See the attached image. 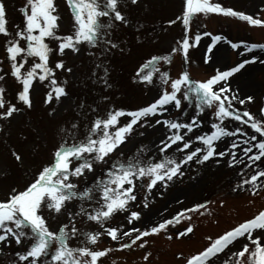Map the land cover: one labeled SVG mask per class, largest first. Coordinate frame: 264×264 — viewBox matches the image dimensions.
<instances>
[{"label":"rangeland","instance_id":"374dc122","mask_svg":"<svg viewBox=\"0 0 264 264\" xmlns=\"http://www.w3.org/2000/svg\"><path fill=\"white\" fill-rule=\"evenodd\" d=\"M55 15H57L56 32L58 35L70 34L73 30V14L68 0H53ZM211 3H219L223 7H231L245 14L264 19V0H209ZM6 7V27L9 37L0 35V87L4 88L3 99L5 108L9 103L15 105L10 117H0V201H5L13 192H20L34 181L38 172L48 165L53 159V151L67 133L62 129L70 128L71 123L77 125L78 135L76 139L87 135L90 123L100 118H106L107 113L113 109H125L128 111L143 107L151 103L161 91L170 90V80L161 83L154 73L151 83L140 81L137 77V68L152 56H169V62L157 61L156 67L169 73L171 78H176L181 71H186L193 80H206L217 70H226L243 59L255 55L259 60H264V49H252L244 52L246 43L264 44V26L249 25L238 17L226 16L217 13H197L190 21V46L187 49V63L182 53H172L171 48L177 46V42L185 35L183 24L179 21L168 24V20H175L182 11L183 0H137L131 5L129 0H121L120 8L128 18L127 25H120L113 29V39L119 46L104 55H97L99 48H90L86 44H80L78 50L73 52L65 49L63 53L56 51L57 41L47 38L46 43L52 51L49 53L48 63L55 66L57 60L64 62V69H54V75L58 82L64 84L66 95L59 99L53 98L49 104L44 103L46 82L35 80L30 88L31 107L23 105L16 97L17 91L22 85L10 75V62L7 60L5 49L6 39L14 36L15 31L24 23L21 9L27 4V0H3ZM30 10V9H29ZM107 18L101 17V20ZM196 33H209L202 35L199 41L191 39ZM219 35L223 39L213 44L208 52V60L205 62V52L212 43V36ZM228 41L238 44L233 49ZM18 42L24 46L22 39ZM32 57L26 58L25 67L33 62ZM106 61L101 68L97 64ZM102 69H106L103 72ZM39 71V70H37ZM103 75L107 86L99 82L97 77ZM227 83L230 87L229 96L243 99L252 96L251 101L241 105L237 100H229L232 110H248L253 117L264 119L259 111L264 106V63L251 62L244 65L236 73H233ZM179 95V94H178ZM168 111L161 115L165 119L177 120L181 123L190 119L195 112L192 100L182 101L181 109L175 106H167ZM214 107H206L199 114L202 123L192 129L180 131L188 138L192 135L207 134L211 124L217 122L213 113ZM161 115L147 117L152 126L139 122L141 126H133V131L107 157L103 165L94 166L92 171L85 170L81 176H71L70 181L78 188L92 185L94 179L103 176L106 167H111L113 162L138 160L142 164L160 162L166 156L172 159L182 158L183 153L178 152L173 145L164 152L160 151V141L169 135V130L163 124L152 123L160 119ZM130 119L122 115L117 118V126L123 125ZM247 119V118H244ZM221 125L234 131L235 127L244 129V133L236 136H222L214 141V151H223L231 143H236L237 148L231 149L237 163L229 164L230 153L225 156H212L207 161L197 163L196 159L181 166L184 175L175 176L167 184L157 182L153 188L148 189L146 184L148 177L133 180L136 199L129 201L128 211H138L140 216L128 223L127 213H116L106 225L101 226L94 221L77 218V227L82 232L101 231L103 234L97 238L94 244H89L83 236L70 238L68 244L71 247L88 246L93 250L110 249L108 253L100 257L98 264H184L186 258L201 251L206 247L210 239H214L224 231L235 227L238 223L256 215L264 210V178H257V191H251L247 181L252 172L261 165L259 161L255 165H249L247 169L243 164L247 163L243 148H251L255 141L244 143L250 135H257L248 124L225 118L219 121ZM112 126L110 131H114ZM240 138L237 139L236 137ZM179 142H177L178 144ZM203 147L202 142L193 141L190 148ZM187 151V150H185ZM13 152L20 156L17 160ZM251 155V153H248ZM199 155V154H198ZM243 162V163H241ZM255 183V182H254ZM98 200L99 193H93ZM95 207V200L91 202ZM145 204L147 207H145ZM201 207L192 211L193 205ZM81 206L79 199L69 201L68 209L76 210ZM87 207V202L83 205ZM187 209L188 211H183ZM177 212H182L177 217L178 223L166 226L157 234H149L140 241L130 244L126 249H118L116 241L106 235L107 226L119 227L123 230L134 227L144 230L163 219H169ZM45 217L47 226L51 231H57L61 223L66 222L65 215L50 216L45 208L40 210ZM189 224L192 231L176 236ZM255 230L253 235H261ZM171 237V238H169ZM146 245L141 248L143 241ZM121 242H128L122 240ZM247 242L243 238L234 241L225 252L212 258L211 264H235L234 258L228 257L238 251ZM30 241H24L18 245L13 240L9 244L0 243V264H26L18 260V254L23 252ZM253 245L250 244V247ZM53 247L55 245L53 244ZM179 253L180 255H177ZM145 255L147 258H145ZM246 260V257L242 258Z\"/></svg>","mask_w":264,"mask_h":264},{"label":"snow or ice","instance_id":"6c2138e0","mask_svg":"<svg viewBox=\"0 0 264 264\" xmlns=\"http://www.w3.org/2000/svg\"><path fill=\"white\" fill-rule=\"evenodd\" d=\"M129 2L135 5L137 0H129ZM68 4L73 14V30L70 34H57V15L54 14L53 0H27L26 6L21 9L24 18L23 26L15 31L14 36L5 41L4 51L10 62V75L22 85L16 97L25 106L31 107L30 88L37 79L46 82L45 104H49L53 98L59 99L67 94L64 84L58 82L54 75V69L65 71H70V69H64V62L61 60L55 62L54 68L49 66V53L52 49L46 43L45 38L58 42L56 51L59 53H63L65 49L75 52L80 44H86L90 48H99L97 55H104L119 46L113 39V29L121 24L129 23L120 8L121 0H68ZM197 13L223 14L238 17L249 25L264 26V19L259 18L258 15L254 17L231 7H223L219 3H211L209 0H183L180 15L176 16L175 20H168L167 23L173 24L179 21L184 26L185 35L177 42L176 47L171 48V52L182 53L185 63H187V49L194 46V44L190 45V21ZM101 17L107 19L101 20ZM6 24V7L3 0H0V35L7 38L9 32ZM202 35L210 34L196 33L191 39L198 42ZM20 39L25 41L24 46L18 42ZM221 39L223 37L219 35L212 36V43L208 45L205 52V62L209 58L208 52L212 50L213 44ZM228 43L233 49L238 48L237 43L232 41ZM239 44L244 45L243 50L246 53L251 52L252 49H264V44L246 43L245 41H240ZM27 57L34 59L31 65L23 70ZM157 61L168 63L169 56L150 57L137 68V77L140 81L151 83L154 73L158 72L156 79L161 83L170 80V90L161 91L157 98L143 107L131 111L125 109L109 111L106 118L98 117L92 121L87 135L80 139H76L77 125L71 123L70 128L62 129L67 134L54 148L53 159L38 172L34 181L25 190L18 193L13 192L7 200L0 201V243L9 244L14 240L20 245L24 241H30L23 252L18 254L19 261H24L26 264H98L99 258L108 253L110 249L93 250L88 246L71 247L68 244L70 238L79 236H83L87 243L94 244L103 234L101 231L82 232L77 227V218L80 217L81 222L89 220L104 226L116 213L124 211L127 213L128 223L131 224L140 216L138 211H128L129 201L136 199L133 180L148 177L146 184L148 189L153 188L158 181L167 184L175 176H183L181 166L194 158L197 163H201L214 155L223 157L225 153H230L229 164L237 163L234 154L231 153V149L237 148L236 143L229 144L223 151H214L213 142L220 137L244 133L241 127H235L234 131H230L218 123L224 121L225 118L248 124L250 129L259 134V137L250 135L244 140L245 144L249 141H255V143L251 148H243L247 163L243 164L241 171L247 169L249 165H255L256 161L264 165V119L253 117L246 109L242 115L239 111L232 110V104L228 101L237 100L238 97L227 94L230 92L227 79L233 73L248 63L257 61L264 63V60H259L257 56L252 55L226 70H217L215 74L203 81L191 79L186 71H181L176 78H171L168 72L156 67ZM104 63L106 61H101L97 64V68H101ZM102 71L107 70L102 69ZM4 75L8 73L0 75V79H3ZM97 79L107 86L103 75L98 76ZM4 91V88L0 87V117H10L18 109L11 103L5 108ZM252 99V96H245L243 99H238V103L243 105ZM189 100L193 101L195 112L185 122L165 119L161 115L168 111L167 106L181 109L182 101ZM206 107L215 108L213 117L217 122L211 124L212 131L185 138L180 130L185 129L191 133L193 128L202 123L199 114L204 112ZM259 111L264 117V106L260 107ZM125 114L130 119L123 125L117 126V118ZM157 115H161V118L152 123L163 124L169 130V135L160 141L162 145L160 151L164 152L176 145L178 152L183 153L182 158L172 159L166 156L162 161L150 164H142L138 160L113 162L111 167L105 168L102 178H95L92 185L78 188L70 181L71 176H81L85 170L92 171L94 166L103 165L108 155L121 144L127 134L133 131L134 125L139 127L141 126L139 122H142L152 126L146 118ZM112 126H115L114 131H110ZM193 141L202 142L203 147L190 148ZM13 156L17 160L20 159L15 152ZM258 177L264 178V167L252 172L248 180L243 182L250 185L251 191L256 192ZM260 187L264 189V184H260ZM93 193H99L100 198L96 200ZM77 199L81 201V206L76 210L68 209V202ZM93 200H95V207L91 203ZM86 202L87 207H84ZM145 207H147L146 204ZM200 207L201 205L196 204L191 210L195 211ZM45 208L50 216L65 215L66 222L61 223L57 231L49 230L45 217L40 214V210ZM181 215L182 212H177L169 219H163L144 230L134 227L123 230V225H120L119 227L107 226L105 232L111 240L117 242L118 249H126L130 244L140 241L142 237L157 234L166 229V226L178 223L177 217ZM255 230H259L262 234L253 235ZM191 231L192 225L189 224L182 232H177L176 236L180 237ZM238 238H243L247 242L238 251L233 252L228 259L234 258L235 264H264V210H260L253 217L238 223L214 239L209 238V244L201 251L186 258L184 264H211L212 258L225 252ZM122 240L128 242H121ZM146 243L145 240L139 246L143 248ZM250 244L253 246L250 247ZM177 255L180 254L177 253ZM244 257L246 260L242 259ZM145 258H147L146 255ZM225 264H228V261H225Z\"/></svg>","mask_w":264,"mask_h":264}]
</instances>
